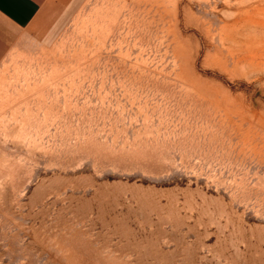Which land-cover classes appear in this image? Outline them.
<instances>
[{
	"label": "rangeland",
	"instance_id": "obj_1",
	"mask_svg": "<svg viewBox=\"0 0 264 264\" xmlns=\"http://www.w3.org/2000/svg\"><path fill=\"white\" fill-rule=\"evenodd\" d=\"M0 264H264V0H85L0 63Z\"/></svg>",
	"mask_w": 264,
	"mask_h": 264
},
{
	"label": "crops",
	"instance_id": "obj_2",
	"mask_svg": "<svg viewBox=\"0 0 264 264\" xmlns=\"http://www.w3.org/2000/svg\"><path fill=\"white\" fill-rule=\"evenodd\" d=\"M85 0H0V63L15 49L24 33L41 27L62 11Z\"/></svg>",
	"mask_w": 264,
	"mask_h": 264
}]
</instances>
